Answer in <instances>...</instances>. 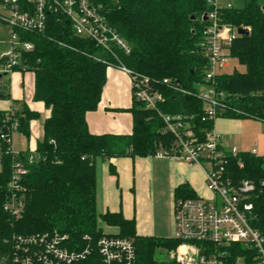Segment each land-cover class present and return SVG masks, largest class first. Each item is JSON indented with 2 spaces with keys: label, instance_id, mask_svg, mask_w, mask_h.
Here are the masks:
<instances>
[{
  "label": "trees",
  "instance_id": "trees-1",
  "mask_svg": "<svg viewBox=\"0 0 264 264\" xmlns=\"http://www.w3.org/2000/svg\"><path fill=\"white\" fill-rule=\"evenodd\" d=\"M91 1L103 6L108 23L132 48L130 54L116 50L121 62L149 76L164 93L159 110L185 116L190 128L204 139L215 122L204 119L203 102L197 97L199 87L207 83L209 66L201 48L207 24L204 14L212 9L208 0ZM218 17L221 23L249 30L239 34L230 46V56L246 71L216 74L210 82L226 94L219 107L221 117L264 122V0H244L242 7L226 8ZM20 34L34 44V49L22 56L35 74L34 99L44 102L51 114L35 150L0 156V248L14 234L58 231L67 233L72 244L94 247L86 259L73 264H102L96 247L105 234L99 226L102 221L118 227L117 235L133 239L136 264H180L167 254L182 243L181 239L139 235L134 219L121 212L99 213L97 209L96 159L149 156L161 147L170 148L174 137L162 132V117L133 99L129 109L134 117L132 134L91 133L86 114L98 108L109 61H115L114 57L95 42L76 36L70 23L57 14L48 16L45 32ZM0 97H8V93H0ZM17 115L19 131L29 137L30 121L39 113L24 105ZM4 117L5 111L0 110V128ZM34 151L39 158L29 163ZM18 159L26 162L29 171L23 180L26 207L23 216L15 219L3 205L9 194L13 162ZM225 165L226 174L235 181L255 183L251 201L256 218L251 224L264 236V155L242 151L236 157L228 156ZM174 195L175 199L196 197V192L185 183L176 187ZM198 245L207 254L221 253L223 264H261L256 249L240 242L220 246L203 241Z\"/></svg>",
  "mask_w": 264,
  "mask_h": 264
},
{
  "label": "built area",
  "instance_id": "built-area-1",
  "mask_svg": "<svg viewBox=\"0 0 264 264\" xmlns=\"http://www.w3.org/2000/svg\"><path fill=\"white\" fill-rule=\"evenodd\" d=\"M0 2L4 10L0 12V20L10 28L7 40H0V93H8L5 76L16 71H30L22 56L32 51L34 44L23 40L20 32H45L50 14L66 19L76 36L95 42L114 57L115 61H109V65L129 75L133 98L142 102L146 109L156 110L164 120L162 132L172 134L174 141L170 148L158 149L154 156L172 157L188 164L209 165L205 180L210 195L196 194V197H180L174 201L175 237L181 239L182 243L171 251L169 258L180 264H223L221 253L207 254L198 242L208 241L220 246L240 242L256 249L260 263L264 264V236L251 224L256 218L251 201L256 190L255 183L247 179L235 181L226 174L228 156L236 157L240 151L236 147L225 149L214 128L202 139L190 128L185 116L159 110L158 105L165 100L164 93L149 76L135 72L121 62L116 50L130 54L132 48L108 23L101 4L91 0ZM208 4L212 9L204 14L207 24L201 42L202 52L209 63L205 76L207 83L199 87L197 97L203 102L204 119L215 120L222 114L219 107L226 94L217 91L210 82L218 74V68L226 66L231 57L230 46L239 33L238 28L221 23L218 17L222 10L231 8L232 4L218 6L216 0H208ZM4 43L5 48H1ZM163 82L168 84L169 80ZM18 109L12 103L5 110L0 128V156L20 153L13 148V136L19 131ZM250 152L257 155L255 149ZM38 158L39 154L34 151L28 161L32 163ZM28 171L23 159L13 162L9 194L3 208L15 219L23 216L26 207L27 187L23 180ZM84 238L90 239L89 236ZM96 247L102 264H136V246L132 238L105 233L97 240ZM93 251L94 247L72 244L67 233H18L4 241L0 248V264H73L86 259Z\"/></svg>",
  "mask_w": 264,
  "mask_h": 264
},
{
  "label": "crops",
  "instance_id": "crops-1",
  "mask_svg": "<svg viewBox=\"0 0 264 264\" xmlns=\"http://www.w3.org/2000/svg\"><path fill=\"white\" fill-rule=\"evenodd\" d=\"M0 12L4 10L1 9ZM7 35L9 36V32ZM8 36L0 40H7ZM1 48H5V43ZM231 58L220 70L229 66ZM242 67L246 71V67ZM6 82L8 97H0V110H7L13 103L20 110L25 105L39 113L38 118L30 121L29 137L21 131L14 134L13 148L17 151L35 150L44 137V122L51 111L44 102L34 99L33 71H16L8 75ZM133 99L129 75L117 67H109L98 108L86 114L91 133L132 134L134 117L129 109L133 105ZM214 131L219 135L225 149L236 147L240 152L255 149L257 155H264V122L261 120L220 116L215 119ZM208 168V163L188 164L180 159L154 155L110 159L98 157V212H121L127 219H134L139 235L173 237L176 187L187 183L196 194L209 196L205 180V171ZM109 227L117 229L115 233H118V227Z\"/></svg>",
  "mask_w": 264,
  "mask_h": 264
},
{
  "label": "rangeland",
  "instance_id": "rangeland-1",
  "mask_svg": "<svg viewBox=\"0 0 264 264\" xmlns=\"http://www.w3.org/2000/svg\"><path fill=\"white\" fill-rule=\"evenodd\" d=\"M216 2L218 4V6H224V7L230 3L233 4L234 7H237V8L242 7L244 5V0H216ZM1 9H3V7H2V4L0 3V10ZM9 31H10V28L8 27V25L0 20V39L6 38L8 36L7 33ZM109 67H113V66H109ZM235 69H238L240 72L245 71V68L242 67V65H240V63L238 62V60L236 58H231L229 66L227 68L222 69V70H220V68H218V72L219 73H225V74H231L235 71ZM7 79H8V76H5V80H7ZM99 226L102 227V229L105 233H115L117 231V229L107 226L102 221L99 222ZM169 255H170V253H169ZM169 255L167 254L168 257H169Z\"/></svg>",
  "mask_w": 264,
  "mask_h": 264
},
{
  "label": "water",
  "instance_id": "water-1",
  "mask_svg": "<svg viewBox=\"0 0 264 264\" xmlns=\"http://www.w3.org/2000/svg\"><path fill=\"white\" fill-rule=\"evenodd\" d=\"M205 19H206V16H205ZM248 32H249V30L247 29V28H245V27H240V28H238V33L240 34V35H242V34H248ZM2 77V74H0V78Z\"/></svg>",
  "mask_w": 264,
  "mask_h": 264
}]
</instances>
